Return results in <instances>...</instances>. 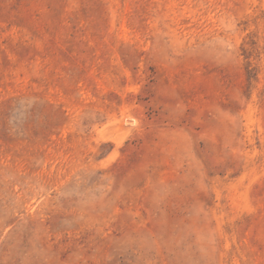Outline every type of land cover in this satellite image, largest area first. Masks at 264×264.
Returning a JSON list of instances; mask_svg holds the SVG:
<instances>
[{"label": "rangeland", "instance_id": "obj_1", "mask_svg": "<svg viewBox=\"0 0 264 264\" xmlns=\"http://www.w3.org/2000/svg\"><path fill=\"white\" fill-rule=\"evenodd\" d=\"M0 264H264V0H0Z\"/></svg>", "mask_w": 264, "mask_h": 264}]
</instances>
